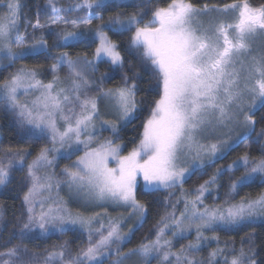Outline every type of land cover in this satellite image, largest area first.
Here are the masks:
<instances>
[{"label":"snow or ice","instance_id":"1","mask_svg":"<svg viewBox=\"0 0 264 264\" xmlns=\"http://www.w3.org/2000/svg\"><path fill=\"white\" fill-rule=\"evenodd\" d=\"M147 3L138 12L117 14L104 22L93 10L106 7V0H82L67 8L48 0L47 7L37 12L35 22L26 23L34 32L60 29L52 33L56 40L51 47L57 50L56 55L51 54L43 35L38 39L33 36L31 45L21 40L22 0H7L0 5L6 8L0 14V71L29 56L42 54L53 61L47 68L53 78L47 83L40 78L45 74L41 66L20 67L0 82V102L4 107L18 117L21 126H31L30 133L39 130L47 136L51 145L42 147L31 161L27 160L31 155L27 149L8 148L0 156V186L10 183L12 171H24L26 167L27 191L22 197L26 220L18 238L23 240L37 229L41 234L64 233L78 226L88 232L87 247L75 253L65 242L41 259L30 254L26 245L18 244L0 252V264H105L109 259L111 264H126L132 257L140 258L143 264H150L152 259H158L159 264H220L217 257L221 256L225 257L223 264H264L252 235L241 239L239 250L225 242L224 248L217 247L206 259L196 258L210 242L219 245L217 230H235L264 219V192L255 198L242 197L239 202H231L239 189L257 176L264 183V146L259 159L245 152L226 167L217 168L192 192L183 189L186 177L224 159L239 143L253 135L257 142L264 139V128L257 132L255 119L257 104L264 108V3L254 6L249 0H234L210 6L193 0H161L151 8ZM77 9L88 10L87 18L58 16L41 23V14ZM228 13H235L232 20L223 18ZM94 19L101 23L92 28ZM68 25L87 31H67ZM108 32L131 33L128 50L151 73L156 80L153 90H158L139 142L127 155L121 154V144L112 139L100 140L97 135L106 129L113 133L119 130L116 123L105 119L107 113H115L120 121L130 123L136 118L139 103L141 77L130 63L131 75L125 73L117 87H104L110 78L108 73L95 77L102 63L109 64L112 71L123 70L125 65L120 44ZM89 36L91 42L98 41L91 59L88 53L73 58L60 50L88 40ZM64 69L67 75L62 79L58 73ZM29 93L38 95L31 102L21 103L20 96ZM217 134L221 138L211 142ZM81 148L83 154L71 166L62 168L58 177V158L71 159ZM241 167V176L229 177L224 206L206 205V194L222 187L219 181L225 173ZM138 178H142L145 191L179 187L181 195L171 204L172 211L160 217L154 240L123 252V245L130 242L136 227L143 225L147 213L145 204L137 199ZM64 186L85 201L130 207L138 224L126 233L121 230L120 220H109L107 226L100 223L94 229L96 216L74 215L59 197ZM54 188L56 197L51 195ZM180 203L183 210L177 216ZM193 232L194 240L174 250V241L188 239ZM206 232L213 235L206 236ZM169 233L171 238H166ZM94 235L99 239L93 241Z\"/></svg>","mask_w":264,"mask_h":264},{"label":"trees","instance_id":"2","mask_svg":"<svg viewBox=\"0 0 264 264\" xmlns=\"http://www.w3.org/2000/svg\"><path fill=\"white\" fill-rule=\"evenodd\" d=\"M7 0H1L5 2ZM77 2H82V0H57V4L62 7L68 6L69 4H75ZM161 0H151V3H147V0H124V1H112L107 2L106 7L94 9V14H98L103 17V21L107 22L110 17L117 14H124L127 16L129 14L138 12L142 10L143 4L147 3V7H155L159 4ZM194 3L203 5L207 3L208 5H223L226 3H232L234 0H193ZM249 2L256 6L264 3V0H249ZM24 8L21 12L20 22V33L24 35V39L27 42H34L33 36L39 38L41 35L45 37L48 42V46L51 50L52 55L57 54V50L52 48L56 36L53 32H57L60 29L54 27L51 31L48 29L40 30L37 29L33 31L30 24L26 21L35 22L37 17V12L40 9H45L48 5V0H22ZM114 5H120L119 7ZM135 5V6H133ZM50 13V9H48ZM69 19H83L87 18L88 10L77 9L70 12H62ZM58 14L50 15H40L41 23H49L51 19H54ZM101 23L100 20H93L92 28H95ZM84 29L83 27H81ZM76 29L71 25H68L66 30ZM79 29V28H78ZM86 31V30H82ZM108 35L116 40L120 44V52L125 58V65L123 70L117 69L112 71L109 64L102 63L99 65L98 72L95 73V77L100 76L103 73L109 74V79L104 82L105 88H114L122 83V78L125 73L131 75L128 72L129 63L132 66L133 71L140 73L141 79L139 80V91L137 92L138 110L136 113V118L130 123H124L117 125L118 132L113 133L111 130H105L101 133V140L112 139L114 142L121 144L122 155H127L133 147H135L140 139V134L143 131V123L150 114L151 108L153 106V101L158 99V90L155 89L156 80L152 77L150 72H146L141 66V62L136 55H132L129 52V37L131 33H124L123 35H115L112 32H108ZM98 41L91 42V36L88 40L76 42L70 44L69 46L60 49L61 51H67L69 54L75 58L77 54L81 56L84 53H88V57H91L94 52ZM53 61L49 56L46 55H36L29 56L23 60L17 61L15 65L6 70L0 71V82L7 78L11 73L15 72L20 67H35L41 66L44 71V75L40 77L45 83L52 80L53 76L47 71L49 65ZM62 71L58 74L62 75ZM66 75V71L64 69ZM63 76V75H62ZM93 77V78H95ZM255 113V119L257 120L256 131L259 132L261 128H264V108H260ZM31 126L24 125L21 126L18 122V117L10 110L6 109L2 102H0V156H3L4 152L11 148L15 150L27 149L31 155L27 157L28 161H31L39 152L42 147H47L50 145V140L47 136H42L37 130L32 133L29 132ZM235 139V136L233 137ZM261 139L257 142V137L253 135L251 139H246L239 143L237 147L229 151L224 159L217 160L211 167H206L203 170H197L191 176L185 179L183 189L192 192L199 184L203 183L204 180L208 179L217 168L226 167L231 164L239 156L243 155L245 152L250 154V157H255L259 159L262 155ZM80 153V152H79ZM81 154V153H80ZM78 155V154H77ZM74 155L71 159L61 158L57 163L58 167L67 165L72 162V160L77 156ZM243 169L240 168L238 171L233 173H225V175L220 179L219 183L222 185L217 190H213L211 195L206 194V199L204 203L208 206H224L225 200L228 199L226 193L228 191L229 177L236 179L241 176ZM26 175V167L24 171L14 170L10 174V183L7 185L0 186V252L6 251L15 245L22 244L26 245L29 249L30 254H36L41 259L48 251L59 250V248L68 242V247L73 253L78 251L80 248L87 247L88 245V232L73 228L70 231L60 233L52 232L48 235H40L36 230L30 233L23 240L19 239L20 228L23 222L26 220V209L22 205L23 193L27 191V187L24 183V178ZM138 188H137V199L145 204L147 213L143 220V225L136 227L134 233L131 235V240L123 245V252H128L130 249L137 247L140 243H147L155 239L156 225L160 220L161 216H164L167 212L172 211L171 204L175 203L177 197L181 195V189L179 187L171 190H160L156 192L145 191L143 188L142 178H138ZM173 195H169V193ZM264 192V183H261V177L257 176L253 182L247 186L239 189V194L232 199V203L239 202L242 197L255 198L259 193ZM183 210V203L177 205L176 215ZM111 211H117L112 209ZM209 236H212V232H207ZM15 234V236H14ZM216 235L219 237V245L214 241L210 242L200 253L197 254L196 258H207L209 253L215 250L217 247L224 248L225 242H230L235 245L236 249L239 250L241 246V239L246 238L249 235L253 236L254 244L256 249L260 252L261 257H264V220L257 219L250 224L242 225L235 230H217ZM99 239L96 235L93 236V241ZM189 240H194V234L189 236L188 239H182L174 241L175 250H179L181 245H186ZM114 246V245H113ZM115 249L113 248V251ZM248 250V246L245 245V251ZM225 256H228V250H225ZM223 256L217 257L220 264H223ZM230 259V256H228ZM111 259L106 260L105 264H110Z\"/></svg>","mask_w":264,"mask_h":264},{"label":"rangeland","instance_id":"3","mask_svg":"<svg viewBox=\"0 0 264 264\" xmlns=\"http://www.w3.org/2000/svg\"><path fill=\"white\" fill-rule=\"evenodd\" d=\"M112 1H124V0H106V3L107 2H112ZM54 3L57 4V0H53ZM7 1H5L4 3L1 2L0 0V5H4L6 4ZM72 4V3H71ZM70 5V4H69ZM68 5V6H69ZM58 7H62L60 4H57ZM64 7L62 8H67L68 6H65L63 5ZM6 12V8L4 7H0V14H3ZM213 16H218L219 14L218 13H212ZM58 16H65L64 13H58V15L54 18H57ZM235 16V13H228L225 17V19H228V20H232L233 17ZM66 17V16H65ZM67 18V17H66ZM68 19V18H67ZM70 19V18H69ZM20 27H21V22L19 20V31H20ZM82 30H86L85 28L82 29V28H79V29H70V30H67V31H82ZM87 31V30H86ZM24 35H21V40L27 44V45H31L33 44L34 42H27L25 39H24ZM256 54V53H254ZM89 59L92 58L91 57H88ZM23 67V66H22ZM66 71V75H67V70L65 69ZM63 75V76H62ZM62 75L59 74V76L63 79L64 77H66L65 73H64V70L62 72ZM94 94V93H93ZM38 95V93H29L27 95H21L20 96V101L21 103L25 102V101H28V102H31L35 96ZM257 106H259V104H257ZM105 119H108L110 121H112L113 123H116L117 125H121V124H124L125 122L123 121H120L117 117V115L115 113H112V112H109L105 115ZM62 130V129H61ZM106 130H110V129H106ZM39 132V130H37ZM105 131V130H104ZM236 131H240V129H236ZM40 133V132H39ZM101 133L102 132H98L97 135L100 139L101 137ZM235 136V133H233V137ZM218 138H221L219 136V134H217V136L215 137H212L211 138V142H216V139ZM101 140V139H100ZM231 142V141H230ZM262 145L264 146V139L262 140ZM51 145L47 146V147H50ZM95 146V144H93V147ZM81 154H80V153ZM79 152H76L75 155L77 156H80L83 154V149L81 148V151ZM74 156V155H72ZM71 156V157H72ZM77 156L72 160V162L68 163L67 165H63L61 167H58V163H57V167L55 169L58 177H59V173H60V170L62 168H64L65 166H71V164L73 163V161L76 160ZM61 158H58L57 162L60 160ZM110 166H115L114 164H110ZM242 168V167H241ZM243 169V168H242ZM243 172H244V169H243ZM243 174V173H242ZM187 178V177H186ZM61 179H63L61 177ZM44 195H48V193H44ZM51 195L53 197H56L57 193H56V190L55 188L53 189ZM59 197L62 198L65 202H66V205H67V208L75 215V214H82L84 215L85 217H92V216H96L97 219H96V222L94 223L93 225V228H98L100 226V223H103L105 226H107V224L109 223V220H120L121 221V230L122 232H128V229L129 228H132L134 225H137L138 224V220H137V217L135 215H132V209L128 206H119V205H115L111 202H89V201H85L82 197H78L76 196L75 194H71L68 190V188L66 186L62 187L59 191ZM51 202V201H49ZM47 206V205H46ZM112 209H115L117 210L116 212L115 211H111ZM40 209H39V205H37V208H36V211L38 212ZM97 214H99L97 216ZM257 220V219H256ZM264 220V219H262ZM75 229H79L78 226H75L74 227ZM38 233L40 235H48L52 232H57V231H51L47 234H41L40 231L37 229ZM194 234V232H193ZM192 234V235H193ZM206 236H209L208 233L206 232L205 233ZM98 237V236H97ZM211 237V236H209ZM166 238H171V234L169 233L168 236ZM194 239H195V235H194ZM214 242V241H213ZM114 249H115V245L112 246ZM175 250V248H174ZM111 264V263H110ZM126 264H143V262L140 260V258L138 257H132L128 262H126ZM150 264H159V260L158 259H152L150 261ZM173 264H175V262L173 261Z\"/></svg>","mask_w":264,"mask_h":264}]
</instances>
